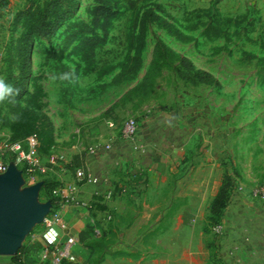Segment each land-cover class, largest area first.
<instances>
[{
    "label": "rangeland",
    "instance_id": "374dc122",
    "mask_svg": "<svg viewBox=\"0 0 264 264\" xmlns=\"http://www.w3.org/2000/svg\"><path fill=\"white\" fill-rule=\"evenodd\" d=\"M121 4V15L113 19L107 40L97 54V70L86 75L82 69L76 70L80 59L73 46L62 56L58 55V51L61 37L70 24L90 21L89 10L94 5L93 0H0V80L14 90L19 68L16 47L25 32L20 13L29 7L39 6L48 7L54 15L52 19L63 16L59 30L50 40L35 39L33 42L26 94L16 99L14 92L12 96L0 100V162L7 167L15 165V159L4 145L16 142L24 145L28 136L35 132L40 136V151L48 150L54 125L47 112H59L65 120L58 132L59 137L69 136L63 147L68 149L75 145L74 138L77 139L86 130L90 132L91 127L81 124L74 115L84 109L90 111L91 104L103 110L123 91L136 86L151 61L155 43L161 41L189 58L197 69L211 73L219 81L218 88H193L184 86L172 73H164L158 82L151 100L155 107H190L194 109L192 115H196L195 120H199L198 124L189 123L182 127L184 130L188 126L182 133H189L186 139L180 141L186 140L178 148L180 156L177 155L170 166V182L181 181L188 176L190 167L195 165V157L199 160L196 165L202 163L212 170L226 154L219 171L216 169L214 175L212 173L214 181L227 173L233 180V192L239 186L246 187L247 191L264 186V0H141L136 10H128ZM148 10L157 12L161 18L178 27L197 21L207 23L211 15L236 19L238 27L231 25L230 41L227 43L222 40L205 41L198 32L192 34V43L182 45L168 37L156 24H149L145 47L141 51V72L134 81L105 88L102 95V85L109 84L118 70L103 78L99 77V70L116 66L136 52L138 24ZM124 108L126 111L116 114L117 118H104L106 115H103L102 123L107 130L116 131L119 135L127 118L137 120L135 113L140 110L132 111L130 104ZM180 135L177 132L176 137L180 138ZM81 146L83 149L88 147L85 143ZM16 168L21 169L19 166ZM22 174L24 182L20 192L29 186L25 183V174ZM187 200L181 201L177 207L186 212L195 207L198 213L203 214L197 225L202 234H207L208 227L218 216L211 215L209 205L189 206ZM37 202H47L43 191H40ZM40 232L41 225L33 227L23 244ZM114 239L109 241L112 247ZM165 252L170 253L167 245ZM102 257L104 260L105 254ZM8 258L0 256V264L7 262Z\"/></svg>",
    "mask_w": 264,
    "mask_h": 264
},
{
    "label": "crops",
    "instance_id": "0c3cea01",
    "mask_svg": "<svg viewBox=\"0 0 264 264\" xmlns=\"http://www.w3.org/2000/svg\"><path fill=\"white\" fill-rule=\"evenodd\" d=\"M127 91L103 110L91 104L90 111L77 112L75 118L85 126L90 125L91 130L74 138L76 144L68 149L63 145L69 141V136L58 135L65 124L64 118L59 112H47L54 125L52 142L47 153L39 151L44 172L28 187L42 184V191L45 181L72 182L79 168L89 170L96 178L94 184L81 183L74 201L61 209L66 229L60 232V244L64 245L71 238L75 245L70 251L74 260L64 258L58 264H94L98 252L92 254L90 244L102 238L104 243L115 239L100 264H264V200L251 198L247 190L242 194L234 191L221 219L225 228L221 240L210 230L207 234L199 231L197 221L203 214L195 207L189 212L177 207L186 199L189 206L210 205L222 181V176L214 181L212 173L219 171L222 159L226 158V154L222 155L211 170L202 163L196 165L199 160L195 157L188 176L170 182V166L177 155L180 156L178 148L186 140L180 141L189 133H182L188 126L184 130L182 127L199 122L195 120L196 115H192L194 109L178 105L160 109L150 101L135 113L136 135L124 141L116 131L107 130L102 120L117 118L116 114L126 111L124 107L129 104L110 108ZM177 132L180 138L176 137ZM84 143L88 147L83 149ZM105 145H111L108 154L88 155L89 148ZM117 161L121 170L108 172L106 169ZM20 168L22 172L23 167ZM109 190L111 196L106 197ZM97 229L101 237L95 235ZM38 238H41L40 233L32 235L27 242ZM166 245L170 253L165 252ZM47 250L43 260L26 255L27 264H53L57 247ZM9 258L2 264H8Z\"/></svg>",
    "mask_w": 264,
    "mask_h": 264
},
{
    "label": "trees",
    "instance_id": "16d2710c",
    "mask_svg": "<svg viewBox=\"0 0 264 264\" xmlns=\"http://www.w3.org/2000/svg\"><path fill=\"white\" fill-rule=\"evenodd\" d=\"M140 1L141 0H93L94 5L89 10L90 21H76L66 28L61 37L58 55L62 56L69 47L73 46L76 55L80 59L76 65V70L82 69L83 73L86 75L95 72L97 70V54L107 40L113 19L121 15L119 12V8L122 5L121 3H123V7L128 10H136ZM53 16L54 15L50 13L48 7L41 8L39 6L29 7L25 12L20 13L19 18H23L25 32L21 35L18 40V46L16 47V57L19 61L18 82L15 86L16 99H21L27 91L33 42L35 39L50 40L59 30L63 22V16L52 19ZM149 24H156L168 37L182 45L192 43V34L198 32L200 33V37L205 41L213 42L222 40L227 43L230 41L229 28L231 25H233L234 28L238 27L236 19H222L217 17V15L209 16V21L207 23L197 21L185 27H178L161 18L157 12L148 10L144 13L138 24L139 35L135 43L136 52L116 66L98 69L100 71L99 77L102 78L118 70L109 84L102 85L101 93L105 91L107 87L119 86L126 82L134 81L141 72L143 68L141 51L145 47V37ZM164 73H172L184 86L193 88L199 86L219 87V82L212 74L197 69L189 58L169 48L163 42L158 41L153 47L151 61L141 81L127 91L120 98L119 102L114 104L110 110L125 104L132 105L133 111L140 110L141 107L152 100L158 87V82L164 77ZM51 138L52 137H50L48 141L50 145L52 142ZM10 154L13 156L14 160V154ZM22 172L25 173L24 168H22ZM59 185V183L54 181H45L43 184V196L46 201L51 202L54 206L56 205L57 199L52 193ZM233 189V180L225 173L222 177L220 188L209 205L211 215L215 217L218 216L217 220L208 227L209 229L213 225L221 222L224 210L229 204ZM104 241V238H102L100 242L90 244L92 254L93 252L100 253L94 264H100L103 261L104 257L102 256L110 246L109 242L106 241V243H104ZM44 248L50 250L52 247L47 246L42 238H38L32 243L26 242V244H23L20 248L17 255L9 258L8 264H27L26 255L33 256L32 259L34 257L39 259V254Z\"/></svg>",
    "mask_w": 264,
    "mask_h": 264
},
{
    "label": "built area",
    "instance_id": "2783aa9c",
    "mask_svg": "<svg viewBox=\"0 0 264 264\" xmlns=\"http://www.w3.org/2000/svg\"><path fill=\"white\" fill-rule=\"evenodd\" d=\"M113 127L112 124H110ZM138 130V122L134 117L127 118L122 124L120 136L124 141H130L134 138ZM4 148L6 151L14 154L15 165L23 167L25 169V183L31 184L39 173H43L44 169L41 165L39 148L40 139L39 135L35 132L28 136L26 143L24 145L20 143L15 144H5ZM111 149V145L105 146H93L87 150L89 156L94 157L98 154H108ZM107 156V155H106ZM109 159V155L107 156ZM7 166L0 162V175L4 174L7 170ZM120 162L112 163L106 170L108 172L117 173L120 169ZM95 176L85 168H79L75 171V179L72 182L60 184L53 191V196L57 199L56 205H52L49 214L44 218L41 224L40 236L47 246L57 247V256L53 261V264H58L62 259L66 258L69 260H74L71 256V249L75 245L73 239H68L67 242L61 246L60 244V232L66 229V224L62 218L61 209L69 204H71L74 199L76 192L79 189L81 183L94 184L96 182ZM140 184V183H139ZM142 184V183H141ZM144 185V183L142 184ZM120 186H124L120 183ZM245 188L238 187L234 193L242 194L245 192ZM233 193V196L235 195ZM248 195L253 199L264 200V186H256L248 191ZM111 196V190L106 191V197ZM232 196V197H233ZM210 232L217 240H221L224 235V225L222 222L210 227ZM95 235L100 236V230H95ZM48 250L44 248L40 254L39 259H45L47 257Z\"/></svg>",
    "mask_w": 264,
    "mask_h": 264
},
{
    "label": "water",
    "instance_id": "95a60500",
    "mask_svg": "<svg viewBox=\"0 0 264 264\" xmlns=\"http://www.w3.org/2000/svg\"><path fill=\"white\" fill-rule=\"evenodd\" d=\"M23 182V174L15 165L0 175V256L17 255L28 233L43 223L52 208L49 201L37 202L42 184L20 192Z\"/></svg>",
    "mask_w": 264,
    "mask_h": 264
},
{
    "label": "clouds",
    "instance_id": "9594fccd",
    "mask_svg": "<svg viewBox=\"0 0 264 264\" xmlns=\"http://www.w3.org/2000/svg\"><path fill=\"white\" fill-rule=\"evenodd\" d=\"M14 88L5 83L3 80H0V100H4L7 97H10L14 94Z\"/></svg>",
    "mask_w": 264,
    "mask_h": 264
}]
</instances>
